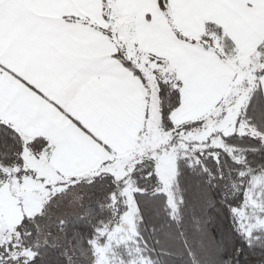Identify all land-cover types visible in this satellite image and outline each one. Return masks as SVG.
I'll list each match as a JSON object with an SVG mask.
<instances>
[{
  "label": "snow or ice",
  "instance_id": "6c2138e0",
  "mask_svg": "<svg viewBox=\"0 0 264 264\" xmlns=\"http://www.w3.org/2000/svg\"><path fill=\"white\" fill-rule=\"evenodd\" d=\"M0 264H264V0H0Z\"/></svg>",
  "mask_w": 264,
  "mask_h": 264
}]
</instances>
